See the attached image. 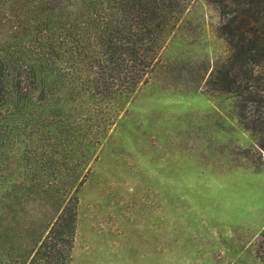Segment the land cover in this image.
Masks as SVG:
<instances>
[{
    "label": "rangeland",
    "instance_id": "1",
    "mask_svg": "<svg viewBox=\"0 0 264 264\" xmlns=\"http://www.w3.org/2000/svg\"><path fill=\"white\" fill-rule=\"evenodd\" d=\"M216 24L194 0L163 33V67L127 98L85 96L75 82L114 90L128 72H37L34 100L3 123L0 264L26 263L71 194L67 264H264V169L230 100L179 74L225 57Z\"/></svg>",
    "mask_w": 264,
    "mask_h": 264
},
{
    "label": "trees",
    "instance_id": "2",
    "mask_svg": "<svg viewBox=\"0 0 264 264\" xmlns=\"http://www.w3.org/2000/svg\"><path fill=\"white\" fill-rule=\"evenodd\" d=\"M193 1L0 0V149L8 109L34 100L37 72H128L113 78L114 90H98L80 78L75 82L85 96L127 98L158 64L163 67V33L174 32ZM202 2L216 13L214 33L226 55L193 71L185 66L181 80L192 92L230 100L235 124L249 137L253 168L264 169V0ZM10 83L18 94L13 100ZM76 208L71 194L24 264L68 263Z\"/></svg>",
    "mask_w": 264,
    "mask_h": 264
}]
</instances>
